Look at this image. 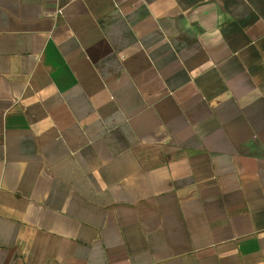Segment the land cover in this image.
Returning <instances> with one entry per match:
<instances>
[{
	"label": "crops",
	"instance_id": "0c3cea01",
	"mask_svg": "<svg viewBox=\"0 0 264 264\" xmlns=\"http://www.w3.org/2000/svg\"><path fill=\"white\" fill-rule=\"evenodd\" d=\"M0 264H264V0H0Z\"/></svg>",
	"mask_w": 264,
	"mask_h": 264
}]
</instances>
